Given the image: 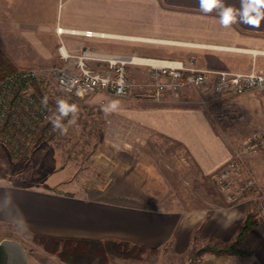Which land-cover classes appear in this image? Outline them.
I'll return each mask as SVG.
<instances>
[{
	"label": "crops",
	"instance_id": "obj_1",
	"mask_svg": "<svg viewBox=\"0 0 264 264\" xmlns=\"http://www.w3.org/2000/svg\"><path fill=\"white\" fill-rule=\"evenodd\" d=\"M222 2L224 6L240 8V0ZM64 5L69 6V11L63 15L62 23L57 22V18L62 16L58 11V0H52V11L48 17H41L38 4L35 7L30 3L24 5L22 9L31 16L21 19L25 23H31L25 28L20 24L21 16L18 13H22V9H0V46L18 66L29 65L34 61L37 63L39 58L32 62L23 60L17 48L13 49L11 46L32 45L40 55V46L44 43L41 34L48 37L54 35L59 44L60 36L56 25H62L65 28L93 29L106 34L86 36L65 32L61 36L71 50H77L78 43L96 40L101 44V48L96 50L129 56L134 53L121 47L124 42H145L150 39L178 42L189 47L179 50L183 54H163L165 50L156 48L145 50L144 55L148 58L154 56L151 58L185 61L189 56H195V64L201 69L246 72L255 68L264 72V20L259 28L239 22L224 27L219 22L216 10L210 13L200 11L198 0H147L145 6H148L149 11L153 9V16L158 15L157 10L160 13H177V22L181 24V28L177 29L175 35H168L164 33V25L152 26L147 23V27H137L128 26L127 23H109L111 20L102 16L100 11L94 14V21H76L73 0H64L62 6ZM150 18L151 14L148 19ZM42 20L44 24L40 23ZM191 24L192 28L188 29L186 26ZM156 34L161 37L174 36L181 41L148 38ZM94 64L92 65H99L96 62ZM141 65L130 64L129 70L132 73L143 70L148 84L149 70L146 74ZM214 79L210 75L205 88L188 86L178 92L167 91L159 100L149 96L148 86L147 96H126L132 100L119 103L118 110L113 113L143 129V140L147 144L153 136L165 139L174 143L180 154L174 149L152 151L149 148L147 161L143 164L100 168H197L201 175L213 177L228 164L243 139L258 132L263 135L262 149L255 155H249L247 163L264 187V92L218 95L213 88ZM225 113L228 115L225 116ZM128 140L132 138L129 136ZM41 168L76 167L45 165ZM60 175L52 182L44 180L42 184L19 181L18 178L22 176L18 174L15 179H7V176L0 178V239L10 237L23 243L20 237L7 231L9 226H15L25 228L31 235L38 233L101 240L112 238L147 247H159L174 239L177 252L184 253L191 244L193 231L199 226L200 237L217 239L221 243L231 242L247 213L238 203L219 205L210 211L203 207L193 211L168 207L155 210L118 202L113 199V193L109 194L111 198L87 197L70 191L71 178L65 176L68 175L65 171ZM62 184H68L69 188H61ZM24 246L26 247L25 244ZM242 248L252 254L217 256L226 257L223 261H228V264L238 260L242 264H264V218H259L258 224L248 231ZM30 262L33 264L31 256Z\"/></svg>",
	"mask_w": 264,
	"mask_h": 264
},
{
	"label": "rangeland",
	"instance_id": "obj_2",
	"mask_svg": "<svg viewBox=\"0 0 264 264\" xmlns=\"http://www.w3.org/2000/svg\"><path fill=\"white\" fill-rule=\"evenodd\" d=\"M146 1L73 0V8L76 7L74 16H76V21H94V14L96 11H100L101 15L108 17L111 20L109 23L112 24L127 23L128 26L137 27L142 25L147 27V23L152 26L164 25L166 26L164 33L175 35L177 29L180 30L181 28V24L177 22V13H160L157 10L156 14L158 15L153 16L152 12L154 11L153 9L149 11L148 6H145ZM27 2L34 7L38 4L41 17L50 16L52 0H0V9L7 7L11 10L16 8L19 10L27 5ZM63 2L64 0H58V7L60 6L58 11L59 15L62 16L57 18V22L60 23L63 22V15L67 13L69 7L68 5L62 6ZM23 11L25 12V10ZM23 11H21L22 13L17 11L21 16L20 20L31 17ZM149 14H151L150 19H148ZM24 20L20 22L24 28L31 25L30 22L25 23ZM40 23L44 24L45 22L42 20ZM182 27L190 29L192 24L186 27L182 25ZM157 35L159 34L148 38L181 41L174 36L161 37ZM41 38L44 43L40 46V55L32 45L11 47L17 48L18 54L23 60L32 62V60L39 58L37 63L34 61L29 65L19 66H34L41 69L40 95L48 97V115L37 124L36 130H33L34 133L26 138H24L25 135L17 132L15 142H21L23 145L19 147L16 153L14 150L18 148V145L15 146L10 143L12 139L9 135H5V142L0 139V178L7 176V179H15L18 174L22 176V178H18L19 181L42 184L44 180L52 182L65 171L68 174L65 176L71 178L70 191L87 197L105 198L113 193V199H117L118 202L155 210L168 207L173 210L193 211L203 207L210 211L219 205L238 203L240 207L247 210L243 222L248 215L257 220L262 217L260 204L264 200V187L247 163V157L260 152L262 147L256 151L242 154L239 170L233 171L232 176L228 179L231 184L229 189H223L218 181V175L222 173L220 172L222 170L210 177L201 175L197 168H100L111 165L143 164L147 161V150L150 149L152 151L174 149L177 154H180V151L174 143L154 136L151 142L147 144V141L143 140V133L145 132L143 129L132 125L129 120L122 116L115 113L106 115L102 111V107L110 101L118 100L122 103L132 100V98L116 96L104 90L81 97L60 90L49 74L53 65L63 62L57 53V38L54 35L48 37L43 36V34H41ZM98 43L96 40L81 42L78 43L77 49L81 47L100 49L101 44ZM122 44L123 49L128 52L131 51L130 53H134L135 56L144 58H148L144 55L147 49L161 48L165 50V53L162 52L163 54L178 55L183 54L179 50L189 48L178 42L151 40L124 42ZM152 53L154 54V52ZM94 63L92 64L95 65ZM141 68L146 70V74L147 70L150 69L147 65H141ZM128 73L130 79L137 83L132 88V94H145L146 89H141L142 84L147 82L145 72L143 74V70H136L132 73L128 67ZM58 99L76 104L79 110L75 124L68 125L67 119L63 121L68 126L65 135H61L59 131H54L49 121V116L55 111ZM224 115L227 116L228 114L225 113ZM254 134L263 137L262 134L253 132L243 139L235 151H241L244 147V141ZM129 136L132 140H128ZM45 165L50 167L69 165L76 168H41ZM249 178L253 180L252 184L244 186ZM60 187L66 188L68 184H62ZM165 204L169 205L165 206ZM7 231L9 234L21 238L26 245L29 256L33 258V264H70L62 261L57 254L48 251L42 244L34 240V236L25 228L9 226ZM199 233L200 226L193 231L191 244L184 253L177 252L174 239H171L157 247L156 250L148 249L141 252L136 258H121L110 254L109 264H228V261H223L226 257H219L212 251L203 249L213 239L200 237ZM229 264L242 263L238 260V262L232 261Z\"/></svg>",
	"mask_w": 264,
	"mask_h": 264
},
{
	"label": "built area",
	"instance_id": "obj_3",
	"mask_svg": "<svg viewBox=\"0 0 264 264\" xmlns=\"http://www.w3.org/2000/svg\"><path fill=\"white\" fill-rule=\"evenodd\" d=\"M60 36L58 53L63 61L50 68L49 74L53 77L56 86L67 93L76 96H86L94 92L104 90L116 96L132 95V88L137 85L133 82L128 73L130 64H142L150 67V80L144 83L141 89L147 86L149 96L159 100L167 91L178 92L181 88L194 86L205 88L208 85L209 76H214L213 88L218 95L241 94L248 91L264 92V72L252 68L246 72H233L227 70H208L198 68L195 64V56L185 60H162L148 58L154 61H139L135 55L125 56L122 54L107 53L90 47H81L77 50L69 49L62 34H83L86 36H104V32L93 29L65 28L61 25L56 27ZM212 46V45H209ZM96 62L99 65L93 66ZM42 71L34 66H19L13 73L0 79V124L8 127L5 135L15 140L17 132L28 135L34 133L37 124L47 117V109L41 105L42 96L32 85L34 79H41ZM49 106V103H48ZM16 126V135L9 131ZM14 133V134H15ZM263 145V137L253 135L244 141L241 151H235L233 157L226 166L221 169L218 181L223 189H229L231 184L228 179L233 171H238L242 162V154L249 151H256ZM218 171V172H219ZM217 172V173H218ZM216 173V174H217ZM215 174V175H216ZM253 180L249 178L247 185ZM260 213L264 218V200L260 204Z\"/></svg>",
	"mask_w": 264,
	"mask_h": 264
},
{
	"label": "trees",
	"instance_id": "obj_4",
	"mask_svg": "<svg viewBox=\"0 0 264 264\" xmlns=\"http://www.w3.org/2000/svg\"><path fill=\"white\" fill-rule=\"evenodd\" d=\"M19 66L13 58L0 46V79L13 73ZM32 85L40 94V80L34 79ZM12 126L13 135L17 128ZM8 129L3 124H0V139L5 142V131ZM11 140L10 143L18 145L14 153L22 146L21 142ZM24 142V141H23ZM258 224L257 219H252L248 215L239 228L235 238L228 243H221L217 239H213L210 243L204 246L203 249L210 250L217 255L237 254L248 256L252 252L242 248V242L247 236L248 231ZM34 240L42 244L48 251L57 254L62 261L70 264H109V255L118 256L121 258H136L140 253L151 249L156 250L157 247H147L127 240L117 239H89L79 237H61L46 234H34ZM194 252V250H193ZM251 264H258L252 262Z\"/></svg>",
	"mask_w": 264,
	"mask_h": 264
},
{
	"label": "clouds",
	"instance_id": "obj_5",
	"mask_svg": "<svg viewBox=\"0 0 264 264\" xmlns=\"http://www.w3.org/2000/svg\"><path fill=\"white\" fill-rule=\"evenodd\" d=\"M200 11L210 13L216 10L219 15V22L222 26L228 27L232 23L239 22L252 27L259 28L264 20V0H240V8L224 6L222 0H198ZM238 18V20H237ZM119 101L113 100L102 107V111L107 115L116 112ZM43 108L48 109V97L41 100ZM78 106L69 103L64 99L56 101L55 111L49 116L54 131H59L61 135L67 134L68 126L63 121L67 119L68 125L75 124L78 118Z\"/></svg>",
	"mask_w": 264,
	"mask_h": 264
},
{
	"label": "water",
	"instance_id": "obj_6",
	"mask_svg": "<svg viewBox=\"0 0 264 264\" xmlns=\"http://www.w3.org/2000/svg\"><path fill=\"white\" fill-rule=\"evenodd\" d=\"M0 264H31L24 244L14 238L0 239Z\"/></svg>",
	"mask_w": 264,
	"mask_h": 264
},
{
	"label": "bare ground",
	"instance_id": "obj_7",
	"mask_svg": "<svg viewBox=\"0 0 264 264\" xmlns=\"http://www.w3.org/2000/svg\"><path fill=\"white\" fill-rule=\"evenodd\" d=\"M137 38V37H136ZM151 40V39H150ZM220 47V46H219ZM135 60H141V61H149V62H151V61H154V62H156L155 60H152V59H142V58H137V57H135Z\"/></svg>",
	"mask_w": 264,
	"mask_h": 264
}]
</instances>
